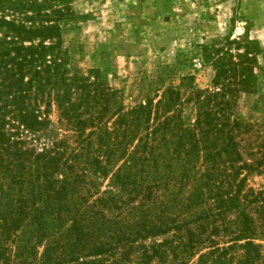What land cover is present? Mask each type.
I'll use <instances>...</instances> for the list:
<instances>
[{
	"label": "trees",
	"instance_id": "obj_1",
	"mask_svg": "<svg viewBox=\"0 0 264 264\" xmlns=\"http://www.w3.org/2000/svg\"><path fill=\"white\" fill-rule=\"evenodd\" d=\"M71 3L0 0V264H190L202 249L191 264H226L235 249L238 264H264V207L248 211L258 200L242 173L263 166L264 134L235 116L255 43L236 57L203 49L217 91L168 87L125 109L100 69L69 72ZM53 106L68 135L37 149L28 135L50 128Z\"/></svg>",
	"mask_w": 264,
	"mask_h": 264
},
{
	"label": "rangeland",
	"instance_id": "obj_2",
	"mask_svg": "<svg viewBox=\"0 0 264 264\" xmlns=\"http://www.w3.org/2000/svg\"><path fill=\"white\" fill-rule=\"evenodd\" d=\"M71 9L74 18L61 36L69 72L88 78L100 69L125 109L144 104L147 98L156 101L168 87L180 89L183 96L197 90L217 91L212 85L215 70L205 61L203 49L236 57L246 55L247 43L254 42L252 63L243 62L251 69L253 90L238 95L235 116L256 124L264 134V0H72ZM183 96L179 109L190 127L197 111L193 101ZM50 120L49 129L28 135L37 149L68 135L55 106ZM252 145V140L242 143L241 152L243 160L253 165L258 156L249 155ZM242 173L247 175L244 192L252 191L258 200L248 208L253 213L264 207V164ZM253 218L261 223L257 214ZM227 241L220 238L219 247H227ZM255 243L264 255V242ZM204 252L196 251L190 264ZM242 254L240 249L230 251L226 264H238Z\"/></svg>",
	"mask_w": 264,
	"mask_h": 264
}]
</instances>
